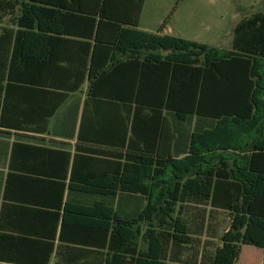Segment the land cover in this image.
Returning <instances> with one entry per match:
<instances>
[{
	"label": "trees",
	"instance_id": "obj_1",
	"mask_svg": "<svg viewBox=\"0 0 264 264\" xmlns=\"http://www.w3.org/2000/svg\"><path fill=\"white\" fill-rule=\"evenodd\" d=\"M144 3L137 0L128 17L124 0H0V127L46 132L83 83L47 80L63 70L42 52L48 31L96 30L89 96L127 112L121 140L84 137L82 123L74 152L38 148L48 155L45 173L57 169L61 193L57 204L53 196L40 202L52 207L45 212L53 233L35 232L48 236L36 242L49 257L56 250L61 264H234L241 245L264 249V11L239 20L226 49L140 30ZM118 75L120 95L112 88ZM191 116L214 125L197 127L180 151L177 129L182 138ZM247 135L253 144H241ZM122 194L146 203L124 213ZM192 201L231 217L222 245L200 260V230L185 217ZM22 235L0 232V242L32 240Z\"/></svg>",
	"mask_w": 264,
	"mask_h": 264
},
{
	"label": "crops",
	"instance_id": "obj_2",
	"mask_svg": "<svg viewBox=\"0 0 264 264\" xmlns=\"http://www.w3.org/2000/svg\"><path fill=\"white\" fill-rule=\"evenodd\" d=\"M136 1L124 0L126 16H132ZM146 2L147 0H145L142 9L139 29L141 28ZM5 23L12 26L9 19L8 21L5 20ZM143 31L150 32L149 29ZM109 33L106 32L107 35ZM162 33H168L166 27L165 29L162 28ZM46 34L50 42L47 43V48L42 47V52H48L56 62V67L63 69L57 71L56 75L58 77L47 80L71 86L79 82L83 83L77 90L69 93L67 100L50 117L46 132L33 131L34 129L29 127H25L21 131L7 130L0 127V217L2 218L0 232L14 237L25 236L22 234L32 236L30 237L32 240L29 241L11 239L0 242V264H61V255L57 254L56 250L49 257L48 251L42 244L36 242L40 240L41 235L35 232L53 233V222L47 219L45 212L47 208L52 207L43 205L40 202H47L49 197L52 198L53 196L51 202L57 204L59 201L58 194L61 193L57 181L53 182V178H58L56 175L57 169H54V175L45 173L48 171V155L38 148L50 147L74 152L82 123H84V126H82L84 137L95 139L100 136H112L121 140L126 125L127 112L119 103L112 107L108 102H105L103 106H100V102L93 101L89 96V70L95 49L96 30H63L60 33L48 31ZM41 44H44V42L41 41ZM106 51L108 52L107 55L103 56V61L107 57L110 58L111 53L108 49ZM116 58L126 59L127 56L118 53ZM98 62H101V60H98ZM38 77L41 81H45L43 76ZM123 81L125 82V80ZM117 83L112 88L117 90L116 93L120 95L122 89L125 88V84H122L121 81V75H118ZM36 88L40 90H34L36 91L34 93L41 94V87ZM197 121L199 126H197ZM204 121L207 122L206 119H198L196 116L188 118V121L184 124L185 131L182 138H180V129H177L179 140L175 147H178L180 151H186L191 142L192 132L197 127H203V129L213 127L214 123ZM173 128L176 130L175 125ZM241 140V144L250 145L255 142V137L247 135ZM15 143L22 144V146L15 145ZM119 203L120 209L124 213L135 214L144 207L146 201L139 195L122 194ZM1 207L3 208L2 213ZM191 210L197 212L193 218L189 214ZM219 212L226 214L229 221V226L225 230H221L222 236L231 225V217L227 211L213 208L206 202L192 201L186 203V219L190 222V225L200 230V246L195 252L198 253L197 258L199 260L203 254L206 257L212 256L215 249L222 245L220 240V244L214 246L213 241L217 238V235L209 234L212 225L211 214ZM41 237L48 238L46 235ZM42 240L48 242L47 239ZM55 242L58 244V239ZM245 246L252 245H241L234 264H241ZM255 249L253 252L250 251L242 264H264V249L259 247H255ZM195 253L186 251L185 258L193 259Z\"/></svg>",
	"mask_w": 264,
	"mask_h": 264
},
{
	"label": "rangeland",
	"instance_id": "obj_3",
	"mask_svg": "<svg viewBox=\"0 0 264 264\" xmlns=\"http://www.w3.org/2000/svg\"><path fill=\"white\" fill-rule=\"evenodd\" d=\"M257 11H264V0H147L140 29L157 32L166 27L167 34L230 49L237 22ZM196 213L189 214L193 218ZM211 222L209 234L217 235V246L229 221L219 212L211 214ZM254 250L244 247L241 264Z\"/></svg>",
	"mask_w": 264,
	"mask_h": 264
}]
</instances>
